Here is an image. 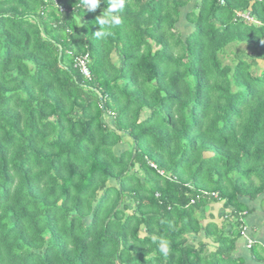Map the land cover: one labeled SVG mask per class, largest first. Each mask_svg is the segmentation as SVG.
<instances>
[{
	"label": "trees",
	"instance_id": "trees-1",
	"mask_svg": "<svg viewBox=\"0 0 264 264\" xmlns=\"http://www.w3.org/2000/svg\"><path fill=\"white\" fill-rule=\"evenodd\" d=\"M190 1L124 0L108 27L110 0H0V264H239L241 198L264 194V0H197L184 37Z\"/></svg>",
	"mask_w": 264,
	"mask_h": 264
},
{
	"label": "crops",
	"instance_id": "crops-1",
	"mask_svg": "<svg viewBox=\"0 0 264 264\" xmlns=\"http://www.w3.org/2000/svg\"><path fill=\"white\" fill-rule=\"evenodd\" d=\"M241 201L245 203L247 210L243 213L245 216L242 234L235 241L232 256L238 260L239 264H264V194L259 195L254 200L244 197L241 198ZM222 214L223 210L216 218L213 216L210 221L221 225L223 222ZM229 227L227 225V229ZM202 238H205L204 234ZM250 242H252V246L248 248Z\"/></svg>",
	"mask_w": 264,
	"mask_h": 264
},
{
	"label": "clouds",
	"instance_id": "clouds-1",
	"mask_svg": "<svg viewBox=\"0 0 264 264\" xmlns=\"http://www.w3.org/2000/svg\"><path fill=\"white\" fill-rule=\"evenodd\" d=\"M87 5L89 6V10L94 11L100 4L101 0H85ZM124 7V0H110V3L107 5V11L104 13V18L100 21V25H107L108 27H112L115 25H119L121 20L118 13ZM98 32L99 37L111 35V32ZM155 239V238H154ZM159 251L167 256L170 251V242L161 237L158 240Z\"/></svg>",
	"mask_w": 264,
	"mask_h": 264
},
{
	"label": "rangeland",
	"instance_id": "rangeland-1",
	"mask_svg": "<svg viewBox=\"0 0 264 264\" xmlns=\"http://www.w3.org/2000/svg\"><path fill=\"white\" fill-rule=\"evenodd\" d=\"M197 0H191L190 5L186 8V11L183 12L182 18L180 20V22L178 23V28L180 30V32L183 34V36H187L191 31H192V26L190 24H188L185 20V14L186 12H188L189 10H191L195 4ZM242 48H244L243 45H232L229 46L227 49V56H224V61L228 62L233 58L234 52L241 50ZM125 141L127 142V139H125ZM126 148L125 146H119L116 148V153H118L121 149ZM130 205H133L131 202H129ZM221 210H223L222 204L221 203H211L208 208H207V214L209 216V214L212 213V215L216 218L218 216V214L221 212ZM210 219L207 218V220L204 221V223L209 222ZM223 223V222H222ZM220 224V221H219ZM203 237V233H201L199 236L196 237V240L200 241H204L206 240ZM208 243H211V241L209 239L206 240ZM211 250H213V246L210 247Z\"/></svg>",
	"mask_w": 264,
	"mask_h": 264
},
{
	"label": "built area",
	"instance_id": "built-area-1",
	"mask_svg": "<svg viewBox=\"0 0 264 264\" xmlns=\"http://www.w3.org/2000/svg\"><path fill=\"white\" fill-rule=\"evenodd\" d=\"M245 18H247L248 20H251V18L249 17V15H243ZM75 65L81 70V72L83 73V75L85 77H89L90 76V71L88 69V55L79 57L75 60ZM252 246V242H250L248 244V248H251Z\"/></svg>",
	"mask_w": 264,
	"mask_h": 264
}]
</instances>
